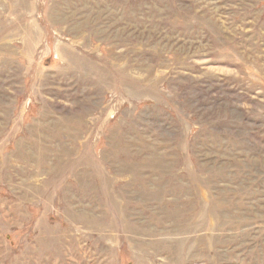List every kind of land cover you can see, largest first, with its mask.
Here are the masks:
<instances>
[{
    "label": "rangeland",
    "instance_id": "obj_1",
    "mask_svg": "<svg viewBox=\"0 0 264 264\" xmlns=\"http://www.w3.org/2000/svg\"><path fill=\"white\" fill-rule=\"evenodd\" d=\"M0 264H264V0H0Z\"/></svg>",
    "mask_w": 264,
    "mask_h": 264
}]
</instances>
